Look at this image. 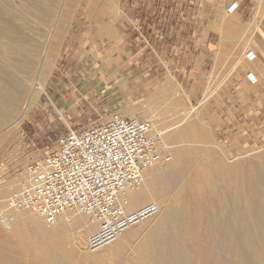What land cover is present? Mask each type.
Wrapping results in <instances>:
<instances>
[{
  "label": "bare ground",
  "instance_id": "6f19581e",
  "mask_svg": "<svg viewBox=\"0 0 264 264\" xmlns=\"http://www.w3.org/2000/svg\"><path fill=\"white\" fill-rule=\"evenodd\" d=\"M81 1L18 0L15 6L13 0H0V124L8 122L11 130H17L45 93ZM109 1L115 9L103 23L106 41L111 39L108 24L116 19L118 10L117 0ZM95 12L93 7L89 9L90 15ZM253 15L244 26L246 31H254L264 17V0H256ZM228 19V26L235 27L234 18ZM104 56L105 61L114 59L112 52ZM243 59L247 63L244 55ZM175 90V82L170 80L147 100L151 103L148 110L130 106V118L144 113L152 122L151 131L160 137L158 149L172 156L170 163L145 170L140 190L128 194V212L143 211L142 218L112 244L89 253L86 237L99 226L90 225L82 216L62 215L47 229L38 215L26 209L15 211L12 224H3L0 218V264L8 256L2 249L10 246L20 249L18 255H32L43 264L70 259L87 264L99 253L120 254L127 248L125 264H264V155L257 165L229 163L222 150L208 147V133L197 122L184 117L165 127L157 110ZM182 96L193 111L194 104L186 94ZM26 175L21 187L28 183ZM217 187L231 190L232 196L223 195L225 211L210 216L202 206ZM17 195L13 193L7 201ZM6 196L9 191L0 192V208ZM150 205L158 208L154 216L147 214ZM3 212L0 216L8 215ZM219 251L228 258L220 257Z\"/></svg>",
  "mask_w": 264,
  "mask_h": 264
},
{
  "label": "crops",
  "instance_id": "0c3cea01",
  "mask_svg": "<svg viewBox=\"0 0 264 264\" xmlns=\"http://www.w3.org/2000/svg\"><path fill=\"white\" fill-rule=\"evenodd\" d=\"M154 2L155 17L151 13ZM171 2L174 14L166 16V0H123L114 45L103 49L100 57L89 54L94 65L88 72L69 70L56 80L60 110L67 119L81 123L103 114L106 117L101 121H105L115 112L130 118L129 104L147 101L170 78L189 96L198 97L213 80H223L216 84L220 87L213 101L221 105L217 118L234 123L236 135H264V125L259 128L260 121L264 122V18L247 36L244 29L254 19L256 1ZM233 4L237 8L228 12ZM230 17L235 27L228 26ZM248 37L246 50L254 59L245 63L242 46ZM117 47L125 61H103V55L114 53ZM248 73L254 84L248 82ZM144 116L138 112L133 117L143 120ZM64 124L67 126L66 121ZM45 139L44 132L29 133L23 127L0 134V192H19L26 168L40 157Z\"/></svg>",
  "mask_w": 264,
  "mask_h": 264
},
{
  "label": "built area",
  "instance_id": "2783aa9c",
  "mask_svg": "<svg viewBox=\"0 0 264 264\" xmlns=\"http://www.w3.org/2000/svg\"><path fill=\"white\" fill-rule=\"evenodd\" d=\"M236 8L233 4L228 12ZM245 58L251 61L254 55L247 51ZM246 78L250 84L256 82L250 73ZM159 140L148 121L117 113L79 130L67 127L55 146L26 168L28 183L7 201L6 210L26 209L47 229L62 215L82 216L99 226L86 244V250L95 253L143 217V211L128 212V194L140 190L145 170L172 161L170 153L158 149ZM147 210L149 216L158 213L156 205ZM13 215L2 214L1 222L12 224Z\"/></svg>",
  "mask_w": 264,
  "mask_h": 264
},
{
  "label": "rangeland",
  "instance_id": "374dc122",
  "mask_svg": "<svg viewBox=\"0 0 264 264\" xmlns=\"http://www.w3.org/2000/svg\"><path fill=\"white\" fill-rule=\"evenodd\" d=\"M171 1L172 0H166V16L174 14L172 13L173 5ZM81 2L80 6L76 10L72 23L70 25L71 27L60 49L51 77L46 82L45 93L38 97L36 105L28 111L26 119L23 120L18 128L20 129L21 127H23V129L28 131L29 133H45L46 139L42 142L43 145L41 147V155L36 160H40L43 157L46 148L50 149L55 146L57 138L65 133L67 126L72 129L79 130L84 127L95 125L106 117L105 114H103L102 116L96 115L97 117L94 116V119L89 123H81L78 120L75 122L69 118L67 119L64 112L60 110L61 107L58 106L59 103L57 100H59V89L56 86V80L61 78V74L63 75L69 70L76 72H78L77 70H79L82 73L88 72L90 70L89 68L93 67L94 65V62L91 60L89 54H95L96 56L100 57L103 49H108L109 47L111 48L112 45H114L113 42H115L114 34L116 22L120 17L123 16V0H117L118 10L116 19L112 21V23L110 21V23L108 24L110 28L109 31L111 34V39L110 41H106V39L102 38V34L104 32L103 30L105 29L103 28V23H105V18L110 16L111 10L115 8L111 6L109 0H82ZM92 2L94 3L92 4ZM13 4L15 6H18V0H13ZM91 7L96 10L94 16L90 15L89 13V9ZM156 7V2H154V7L151 12L152 14H154V17L157 14ZM177 14L179 13L177 12ZM249 32L250 31L246 32L245 34L248 35ZM243 40L242 41L244 42V44L242 47L247 48L249 37ZM244 48L243 55L245 57L244 52L247 50H245ZM3 58L5 57L3 56ZM113 58L118 60L120 63H123L125 61L123 53L118 47L114 49ZM102 59L106 60L107 57L103 55ZM2 61L4 60L2 59ZM170 80L175 82L176 90L171 95L166 97L164 101L162 100L164 106L162 109L158 108L157 110L159 114V120H161V122H164L165 127L172 126L178 123L182 118L187 117V120H193L205 128L208 133V147L214 146L218 150H222L229 163L253 162L254 165L260 163L259 158L264 155V135H236V132L232 130L233 126L235 125L234 123L217 118V115H219L218 111L221 108V105L219 103H214L213 101L217 100L218 97L216 93L220 87H218L216 84H220L223 80L216 82L215 80H213L210 83L205 94L201 97L189 96L187 90L183 88L176 80L170 78L168 81ZM168 81L159 84V88L162 86L164 87ZM223 83H226V80ZM183 93L186 94L191 104H194L193 111L188 110L187 103L183 100ZM157 99L161 103L160 98L158 97ZM145 100L137 102L135 106H142L141 109L148 110L151 103L147 104V101ZM132 105L133 103H130L129 107ZM60 115L62 117L61 119ZM63 120L66 121L67 126L64 124L65 121L63 122ZM141 121H148L152 128V122L148 120L147 116H144V119ZM263 125L264 122L261 120L259 128H261ZM8 128L10 129V124L8 122L1 123L0 134L4 133V131ZM0 184H2V181H0ZM19 192H16V194H19ZM12 194H10V196H6L3 199L4 201L2 202V206L0 208L1 213H5L3 212L6 210L4 203H6L5 201H7V199H9ZM225 194L227 195V197L232 196L231 190L217 187L214 193L209 194V198L204 201L202 211L210 216L225 211L223 201L221 200V197H223V195ZM6 213L8 215L13 214L8 211ZM82 218L84 219V217ZM0 228L3 229V226H1V224ZM87 239L88 238L86 237V242ZM2 250L8 256H6L7 262L1 264H39L42 261L41 259L33 257L32 255L28 257L18 255L16 252L20 251V249H18L17 247H14L13 249L10 246L9 249L3 248ZM127 250L129 251V249L127 248L124 252H120V254L104 252L99 253L96 257L89 259L87 264H125V252L127 253ZM220 254H222L223 256H220ZM219 256L222 258L226 256V258H228V256L224 252L220 251ZM65 261L62 260L63 263L60 264H75L71 259ZM40 264H43V262H41Z\"/></svg>",
  "mask_w": 264,
  "mask_h": 264
}]
</instances>
